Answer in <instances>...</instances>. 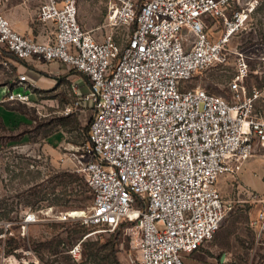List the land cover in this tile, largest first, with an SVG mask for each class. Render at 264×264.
<instances>
[{
    "label": "built area",
    "instance_id": "built-area-1",
    "mask_svg": "<svg viewBox=\"0 0 264 264\" xmlns=\"http://www.w3.org/2000/svg\"><path fill=\"white\" fill-rule=\"evenodd\" d=\"M37 1V18L54 26V39L16 32L0 10V66L9 68L8 52L18 60L62 63L88 79L89 93L67 113L92 103L88 143L71 157L94 204L88 215L30 209L19 222L21 237L38 223L80 222L122 230L139 264H186L226 219L220 180L239 176L257 155L264 159V118L254 116L261 94L248 84L245 52L236 54L230 101L188 84L228 64L227 46L262 0H147L138 9L132 0L114 3L109 26L134 27L123 47L112 36L99 42L83 30L74 0ZM32 95L27 76L19 75L0 103L28 105ZM259 217L264 225V213ZM70 255L80 261L82 242Z\"/></svg>",
    "mask_w": 264,
    "mask_h": 264
},
{
    "label": "rangeland",
    "instance_id": "rangeland-1",
    "mask_svg": "<svg viewBox=\"0 0 264 264\" xmlns=\"http://www.w3.org/2000/svg\"><path fill=\"white\" fill-rule=\"evenodd\" d=\"M22 1L34 12L31 24L42 37L39 41L53 40L54 26H46L35 15L39 2ZM74 1L83 30L91 32L99 42L112 36L121 47L125 45L133 27L112 28L108 21L110 7L124 0ZM146 1L132 0L137 9ZM247 24L227 46L228 64L196 76L188 88L200 87L230 101L232 93L228 85L236 71V54L245 52L251 71L248 84L261 94L254 116L264 118V0ZM3 54L14 58L8 52ZM63 68L67 74L79 75L64 64ZM12 76L13 67L0 68V84L8 82ZM75 89L76 85L63 80L49 91L33 88L32 102L28 105L0 104V264H95L91 260L93 243H98V254L103 260L110 258L113 250L118 264L140 262L130 237L122 230L110 233L99 227L82 226L80 222H42L31 225L25 237H21L23 231L19 222L30 209L54 207L57 211L86 215L92 210L94 196L85 177L76 172L71 157V153H81L87 145L91 121L90 118L80 129L77 122L82 125L80 116L84 108L67 113L78 98ZM90 110L94 114L93 108ZM82 116L85 119L87 112ZM218 188L226 206V219L214 238L198 252L186 256L185 263L264 264V225L259 221L260 214L264 213L262 156L248 160L236 178H222ZM49 202L55 205L50 206ZM5 214L8 219L3 217ZM4 222L11 223V227L2 226ZM89 234L91 236L85 239ZM79 242H82V256L77 262L70 250Z\"/></svg>",
    "mask_w": 264,
    "mask_h": 264
},
{
    "label": "crops",
    "instance_id": "crops-1",
    "mask_svg": "<svg viewBox=\"0 0 264 264\" xmlns=\"http://www.w3.org/2000/svg\"><path fill=\"white\" fill-rule=\"evenodd\" d=\"M0 10L9 20L16 32L38 39V41L42 39L41 35H37V32H35L32 27L31 23L33 21L34 12L28 10L27 2L22 0H0ZM37 14L38 9L35 11V15ZM51 35H55V32L51 31ZM3 58L8 62L9 67H13V76L8 82L6 81L0 84V100L5 95L6 88L11 86L12 83L18 79L19 75H26L28 82L37 90L49 91L56 87L59 81L62 82L63 80H67L77 86V90L75 89V91L78 98L86 96L90 91L88 79L80 73L76 76H72L71 73L67 74L62 63L53 62L48 65H42L40 63L41 61L38 62V60L23 61L15 57H7L6 55H4ZM0 68L2 67L0 66ZM81 107H83L84 110L81 112L80 121L82 122L81 127L84 128V125L93 117V113L89 112L93 107L92 103L88 101L84 102ZM86 112L87 117L84 119L82 115Z\"/></svg>",
    "mask_w": 264,
    "mask_h": 264
},
{
    "label": "trees",
    "instance_id": "trees-1",
    "mask_svg": "<svg viewBox=\"0 0 264 264\" xmlns=\"http://www.w3.org/2000/svg\"><path fill=\"white\" fill-rule=\"evenodd\" d=\"M77 125L79 126V128L81 127V125L79 124V122H77ZM89 129H90V125H89V128H88V139H89ZM85 130H87V128H85ZM63 194L67 195V192H63ZM58 197H59V195H58ZM55 198L57 199V195H55ZM49 205L52 206V205H55V204L49 202ZM3 217H5V218L8 219V216L6 214L3 215ZM91 247H92V249H91V260H93V262L95 264H106V263L107 264H118V262L116 260L115 253H114L113 250H111L110 258H108L107 260H103V259H101V256L98 254V251H100L99 250L100 247H98V243H93Z\"/></svg>",
    "mask_w": 264,
    "mask_h": 264
}]
</instances>
